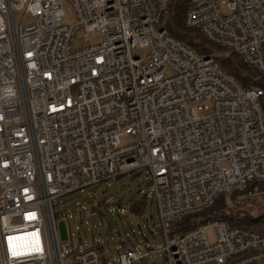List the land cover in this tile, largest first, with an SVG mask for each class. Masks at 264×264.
Masks as SVG:
<instances>
[{"label":"built area","instance_id":"built-area-1","mask_svg":"<svg viewBox=\"0 0 264 264\" xmlns=\"http://www.w3.org/2000/svg\"><path fill=\"white\" fill-rule=\"evenodd\" d=\"M172 1L0 0V264H264V229L197 220L168 234L220 196L264 183V90L172 37ZM184 26L264 73V0H191ZM79 29L88 46L73 50ZM91 32L102 43L90 44ZM142 169L163 248L117 247L113 259L71 242L53 202ZM152 253L161 260L143 262Z\"/></svg>","mask_w":264,"mask_h":264},{"label":"trees","instance_id":"trees-1","mask_svg":"<svg viewBox=\"0 0 264 264\" xmlns=\"http://www.w3.org/2000/svg\"><path fill=\"white\" fill-rule=\"evenodd\" d=\"M190 1L191 0H173L171 2V16L167 25L169 34L175 39L192 48L198 54L214 56L215 59L220 62L222 67L229 74L233 75L246 89L261 88L264 90V73H259L255 70L250 69L237 55L231 54L216 56L213 53L219 50L222 51L221 49L211 45L199 31L187 29L184 26V19L187 9L190 5ZM261 106L264 110V96L261 98ZM138 174L139 173H134L132 175V180H135V177L138 176ZM147 186L150 188L151 185L149 182H147ZM124 187L125 186H123L122 189ZM249 192L257 195L253 197L248 196L244 201H240L238 199L240 195L248 194ZM147 195L148 194H145L139 200L135 199L134 197L131 202L126 205H123V198L121 200L112 199V197H114L113 195L103 196L96 202L92 201V204L90 206L91 212L92 214L96 213L99 219L103 223L107 224L110 235L115 239L114 244L116 245V249L117 247L121 249L128 246L135 247L139 243L147 242L148 239L144 236V231L142 228L143 222H146L147 228L150 230L152 226H156V228L160 232L161 237L163 236L160 222H158L157 224L154 218L151 216L153 225L150 226L148 224L149 219L145 217L148 197ZM263 200L264 183L251 182L248 185L245 193L235 192L230 196H220L210 208L200 213L189 215L179 223L172 226L168 231V234L171 237L182 235L185 232L193 229L197 220H200L202 222H206L209 220H222L228 222L232 227H242L244 229L261 232L264 229V214L260 216H254L242 211L233 212L232 209L229 208V205L247 206L262 202ZM113 211H115V213L121 220V225L124 228L125 235L121 233L120 227L117 223L116 228H114L110 223L108 214L113 216ZM133 219L138 220V227L140 228L141 234L143 235L142 241L138 239L137 233L132 227ZM127 227L132 228L133 237L127 232ZM108 244H111L110 241L108 242ZM104 249V245H100L98 248L100 252H104ZM105 261L104 264H106Z\"/></svg>","mask_w":264,"mask_h":264},{"label":"rangeland","instance_id":"rangeland-1","mask_svg":"<svg viewBox=\"0 0 264 264\" xmlns=\"http://www.w3.org/2000/svg\"><path fill=\"white\" fill-rule=\"evenodd\" d=\"M66 19L65 24L72 25L74 24V13L70 5L65 7ZM84 30L79 29L76 31L74 41L72 44L73 50H78L88 46L84 40ZM90 44L97 45L102 43L103 36L100 32H91L89 34ZM89 44V45H90ZM148 51H140L138 54L145 58ZM213 54L216 56L229 55L225 51H215ZM172 75V71L167 69L166 76L169 77ZM190 107H195V103H190ZM138 176L135 177V180H132L133 174H127L122 176L114 184H103L98 187L86 188L83 191H78L76 193L64 196L62 198L56 199L53 202L54 210L62 214H68L67 223L68 231L70 236V241L80 248L86 243H96L99 245H104V250L108 252L112 258H118V252L116 245L114 244L115 239L109 233V229L106 223H103L96 213L92 214L91 204L92 201L100 200L103 196H111L112 199L121 200L123 198V205L129 204L131 200L141 199L145 194L147 196V206L145 210V217L149 219L148 224L153 225L152 217L158 224L159 220L157 217V207L152 201V195L150 193V188L147 186L150 174L146 169H142L138 172ZM125 186L123 189L122 187ZM260 197V196H258ZM229 208L233 212H246L249 215L260 216L264 214V200L262 202L252 204V205H229ZM114 212V215L108 214L110 223L114 228H116V223L119 225L121 233L125 235L124 228L121 225V220L118 215ZM152 216V217H151ZM132 227L137 233L138 239L143 240V235L141 234L140 228L138 227V220H132ZM144 236L147 237L148 241L144 243L137 244V248L143 252H148L149 250H160L164 246V240L160 235V232L156 226H152L151 230L147 228L146 222H143L142 225ZM127 232L133 237L132 228L127 227ZM208 241L211 244L216 242V233L215 230L209 229L206 232ZM135 240V239H133ZM110 241V245L108 242ZM63 243V242H61ZM118 244V243H117ZM119 245V244H118ZM105 257V252H104ZM161 260L160 255L157 253H152L151 257L143 259L145 263L159 262ZM106 264H112V260H106Z\"/></svg>","mask_w":264,"mask_h":264},{"label":"water","instance_id":"water-1","mask_svg":"<svg viewBox=\"0 0 264 264\" xmlns=\"http://www.w3.org/2000/svg\"><path fill=\"white\" fill-rule=\"evenodd\" d=\"M58 228H59V234H60L61 240L65 241L68 237L66 223L64 221H61L58 224Z\"/></svg>","mask_w":264,"mask_h":264}]
</instances>
